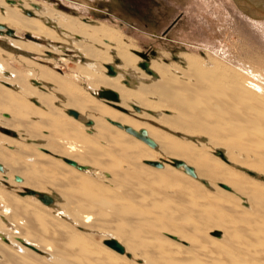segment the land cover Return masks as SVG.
<instances>
[{"label": "bare ground", "instance_id": "obj_1", "mask_svg": "<svg viewBox=\"0 0 264 264\" xmlns=\"http://www.w3.org/2000/svg\"><path fill=\"white\" fill-rule=\"evenodd\" d=\"M13 1L0 0V23L33 34L29 43L11 39L12 43L43 54L48 48L41 38L58 40L74 53L63 61H73L82 75L79 81H86L88 88L5 50L0 42V80L4 81L0 111L10 112L7 119L0 115V123L11 125V114L20 120L19 137L10 140L25 147L27 160L47 157L36 152L33 158L28 149L51 153L47 159L52 175L32 189L55 197L54 204L47 205L36 195L21 199L0 190V264H264L262 84L206 53L197 56L183 50L175 63L160 57L146 59L118 29L82 18L79 9L72 15L45 0ZM232 2L249 17L264 19V0ZM87 39L89 45H84ZM144 61L155 75L140 66ZM13 62L26 65L28 71L13 69ZM109 64L115 74L109 73ZM101 89L116 91L119 100L101 98ZM60 91L66 94L62 97ZM69 109L83 118L69 114ZM132 109L154 124L131 115ZM88 119L94 121L92 125L86 123ZM111 121L137 131L146 129L157 146ZM173 132L187 137L200 133L208 140L199 137L192 145ZM244 142L255 144L253 156L248 155L255 162L246 155L241 159L251 151L244 150ZM219 150L224 161L212 154ZM9 155L0 145L3 174L15 169L7 161ZM64 158L88 168L79 170ZM173 159L193 166L197 177L183 166L176 167ZM156 161L163 166L153 165ZM237 165L252 177L235 170ZM49 185L59 189L62 202L57 193L47 190ZM209 200L217 202L216 208ZM154 208L162 211L156 213ZM227 213L231 218L224 222ZM214 231L222 232V240L209 236ZM110 239L121 242L125 253L110 247L106 243Z\"/></svg>", "mask_w": 264, "mask_h": 264}, {"label": "rangeland", "instance_id": "obj_2", "mask_svg": "<svg viewBox=\"0 0 264 264\" xmlns=\"http://www.w3.org/2000/svg\"><path fill=\"white\" fill-rule=\"evenodd\" d=\"M45 1L51 6L56 7L65 13L73 15L77 14L79 11L82 18L100 21L106 23L113 29H118L123 34L127 44L131 45L135 52L149 54L148 56L152 58L160 57L164 61H171L172 63L180 60V56L178 55L183 50H192V52L197 56L202 55V53H206L212 60H215V62L228 65L231 68L235 67L238 70L241 69L240 71H242L249 80L251 79V82L254 81L255 84L261 83V86L264 87V74L260 75V73H264V19H253L249 17L238 7H236L232 0ZM30 15L34 17L32 12ZM0 24L4 26L0 29V42L3 43L1 44L2 48L9 52L28 57L34 61H37L38 63L47 65L50 68L55 69L58 74L61 73L63 75H67L68 78L72 79L73 82L78 84L79 88H88V85L86 86L85 84L86 81H84V83L82 82L83 80L79 81L82 75H80L78 71L74 69L73 61H70L69 63H65L63 61L64 58H68L71 55H74V53L70 49L65 48V46H62V44L58 43V40L52 41L51 38H41L42 44L48 48L46 50L49 52H43V54L32 53L26 48L15 46L11 39L29 43L32 41L30 35L33 34V32L29 33L26 30L17 29L8 24ZM46 26L51 25L47 24ZM8 29H12L14 34H9ZM92 34L96 39L105 41L104 37L96 35V33ZM53 45H56L58 49H62L64 51L59 52L54 50ZM84 45H89L88 39L87 44ZM152 51H155V54L152 55ZM74 57L76 60L79 59V56L75 55ZM11 67L13 69L25 72L29 69V67L26 65L18 62L11 63ZM2 82L4 81L0 80V84L4 86V83ZM124 84H126V81H124ZM41 89L43 90V87ZM60 94L63 97L66 93L60 91ZM106 103L109 106L116 108V106L113 104L108 102ZM64 109L65 108L63 107V110ZM6 111L7 112L0 111V115L7 119L10 117V112L8 110ZM132 111L131 112L133 114L131 115L134 117L141 119L142 121L153 123L150 120L137 117L138 114H135L136 111L134 109H132ZM124 112L128 113V111ZM11 115L14 119L9 120L11 125L7 126L0 123V145L7 152V154L12 155V158L9 155L10 158H8L7 161L15 169L14 172L8 170L10 173L7 174H3L2 171H0V190H3L7 194L15 195L21 199L31 196L36 197L33 195L23 196L20 192L24 191L26 188L32 189L34 186H43V184L46 183L45 181L49 179L48 177L50 175H52V166L48 164L49 159H47L48 156L51 157V153L47 150H41L42 148H40V150L26 148L28 149L30 156L33 158H36L34 155L36 152H41L47 156L43 158L41 157L42 160H40L41 158L38 160V157L37 159H31L32 161L27 160L25 157V151H27L25 150V147H20L11 141V138L19 137L17 134L19 129L17 127L20 121L13 114ZM169 132L172 133L171 131ZM173 134L179 137L180 140L185 138L184 141L186 140L185 142L192 145L197 142L196 140L199 137H204V139H201L202 142L208 140L206 135H200V133H196L190 137H187L185 134L180 132H173ZM251 144L253 143L248 142L243 144L246 146H243L244 150L247 148L251 149V151L249 153L247 151V154H244L241 159L243 160L247 156L248 161L255 162L253 161V158L248 156L252 155V147L255 146V144L254 146ZM221 147L222 150H227L226 145H222ZM212 154L222 160L224 159L220 155V152H213ZM161 160L165 159L161 158ZM236 167H234L235 170L239 169L241 172L244 171V174L252 177V175L247 173L244 168H241L238 165ZM16 175L21 176L23 181L17 182L15 180ZM154 186L157 188L156 185ZM47 190L50 193L55 192L59 197H61V192L57 187L49 185ZM210 191L215 192L214 189H211ZM141 192L144 194L143 191H140L139 194H141ZM171 194L172 192H169L167 196ZM59 201H63L62 197L59 199ZM211 201L209 200L211 206H215V204L218 205L217 202L214 201L215 203L213 204V201ZM32 202L27 203L38 209L39 207L34 205ZM176 204L177 202H175L174 205ZM154 209L156 213L157 211H162V208L160 210H156L159 208ZM218 209H220V206H218ZM223 213L226 212L223 211L222 215ZM228 216H230V214L227 213L226 217L224 216L226 221L223 219L222 220L227 222V220L231 218ZM217 233L221 234L218 235ZM209 236L216 240H222V232L220 231L210 232ZM171 242L178 244L176 241L174 242V240ZM227 245L228 244H226V246Z\"/></svg>", "mask_w": 264, "mask_h": 264}, {"label": "water", "instance_id": "obj_3", "mask_svg": "<svg viewBox=\"0 0 264 264\" xmlns=\"http://www.w3.org/2000/svg\"><path fill=\"white\" fill-rule=\"evenodd\" d=\"M10 2H14L13 0H10ZM2 25H0L1 27ZM10 33L13 32V30H9ZM153 54H155V51H152ZM143 56L146 57V59H148V55L146 53H141ZM140 66L142 68H144L148 73L150 74H153L155 75V72L150 69L149 67V62L148 61H144L142 63H140ZM108 69H109V73L110 74H115L116 73V70H115V67L113 64H109L107 65ZM128 83V81H126ZM99 96L101 98H105L107 100H110V101H118L119 100V95L116 91L112 90V89H101L99 91ZM124 110V109H122ZM137 110H139V107H137ZM125 111V110H124ZM69 114L73 115L74 117L76 118H83V116L77 111V110H74V109H69L68 111ZM93 120L92 119H88L86 121V123L88 125H92L93 124ZM112 123H115L116 125H118L119 127L125 129L127 132L133 134L134 136H136L137 138L143 140L144 142H146L147 144H149L151 147H156L157 146V143L151 138L148 136L147 134V131L146 129H141L140 131H137L135 130L134 128H132L131 126H124L122 125L121 123H117V122H114V121H111ZM220 155L222 157H224V154L222 153V151H220ZM64 160L75 166L77 169L79 170H85L88 168V166L86 165H82V164H79L76 160L74 159H70V158H64ZM172 163L176 166V167H181L183 166L185 168V171L186 173H188L189 175L193 176V177H197V173L195 171V168L191 165H188L185 161L183 160H180V159H173L172 160ZM153 165L157 166V167H162L163 166V163L161 161H156V162H153L152 163ZM0 170L1 171H4V167L3 165L0 163ZM15 180L17 182H22L23 181V178L19 175H16L15 176ZM202 182L203 183H207L206 180L202 179ZM221 186H223L224 188L226 189H230V187L226 184H221ZM21 195H36L38 196V198L40 200H42L45 204L47 205H51V204H54L55 202V197L46 193V192H41V191H38L36 189H31V188H26L24 191L20 192ZM175 238V237H173ZM106 243L112 247L113 249L119 251L120 253H125L126 249H125V246L119 242L117 239H110V240H107Z\"/></svg>", "mask_w": 264, "mask_h": 264}]
</instances>
